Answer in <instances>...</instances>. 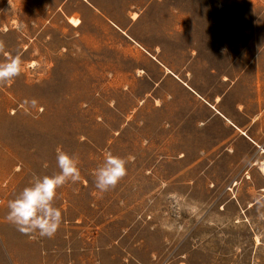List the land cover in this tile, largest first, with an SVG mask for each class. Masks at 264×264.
<instances>
[{"label":"rangeland","instance_id":"374dc122","mask_svg":"<svg viewBox=\"0 0 264 264\" xmlns=\"http://www.w3.org/2000/svg\"><path fill=\"white\" fill-rule=\"evenodd\" d=\"M262 150L264 0H0V264H264Z\"/></svg>","mask_w":264,"mask_h":264},{"label":"crops","instance_id":"0c3cea01","mask_svg":"<svg viewBox=\"0 0 264 264\" xmlns=\"http://www.w3.org/2000/svg\"><path fill=\"white\" fill-rule=\"evenodd\" d=\"M135 15V18L133 17L132 19L134 20V21H137V19H139L140 18V16H139V14H137V13H135L134 14ZM132 39V38H131ZM134 41V40H133ZM141 49H143L144 50V48L142 47V45L141 44H139V43H137L136 41H134ZM168 72L169 73H171L169 70H168ZM212 72V71H211ZM224 82H226V81H224ZM157 86H159V85H157L156 84V87ZM190 90L193 92V93H195L197 96H199L200 98H202L199 94H198V92H196L194 89H192V88H190ZM219 102H221V99L218 97L217 98V100H216V103L217 104H219ZM217 115L218 116H220V118H223L225 121H227L228 122V125L231 127V128H233V129H236L237 131H239L240 133H241V135H243V136H246V137H248L249 138V136L245 133V132H243L242 130H241V127L240 126H236L235 124H233V122L232 121H230V119L227 117V116H225L224 114H221V113H219V112H216V115H215V117H216V119H218V117H217ZM252 122L253 121H251L250 120V124L252 125ZM234 134V133H233ZM250 139V138H249ZM255 143V142H254ZM256 144V143H255ZM263 151V150H262ZM264 154V153H263ZM264 161V160H263ZM262 161V162H263ZM262 162L260 163V164H258V165H260V169H261V164H262ZM255 165H257V163H255ZM261 172L263 173V175H264V172L261 170Z\"/></svg>","mask_w":264,"mask_h":264},{"label":"bare ground","instance_id":"6f19581e","mask_svg":"<svg viewBox=\"0 0 264 264\" xmlns=\"http://www.w3.org/2000/svg\"><path fill=\"white\" fill-rule=\"evenodd\" d=\"M134 18H135V16H134ZM262 153H264V150L262 151ZM261 170L264 172V161H263L262 164H261ZM255 241H256L257 244H259L257 238L255 239Z\"/></svg>","mask_w":264,"mask_h":264},{"label":"built area","instance_id":"2783aa9c","mask_svg":"<svg viewBox=\"0 0 264 264\" xmlns=\"http://www.w3.org/2000/svg\"><path fill=\"white\" fill-rule=\"evenodd\" d=\"M2 203H3V200H2V199H0V206L2 205Z\"/></svg>","mask_w":264,"mask_h":264}]
</instances>
